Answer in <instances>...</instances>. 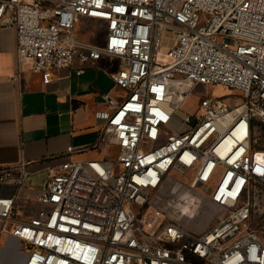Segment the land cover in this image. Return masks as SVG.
Masks as SVG:
<instances>
[{
	"label": "built area",
	"instance_id": "built-area-1",
	"mask_svg": "<svg viewBox=\"0 0 264 264\" xmlns=\"http://www.w3.org/2000/svg\"><path fill=\"white\" fill-rule=\"evenodd\" d=\"M85 17L93 42L76 33ZM0 27L45 83L111 56L125 91L100 93L106 155L51 168L36 215L0 192L24 264H264V0H0ZM194 92L198 110L170 130ZM26 175L25 161L1 167L0 186ZM179 178L192 194L174 195ZM205 203L220 213L206 230Z\"/></svg>",
	"mask_w": 264,
	"mask_h": 264
},
{
	"label": "crops",
	"instance_id": "crops-1",
	"mask_svg": "<svg viewBox=\"0 0 264 264\" xmlns=\"http://www.w3.org/2000/svg\"><path fill=\"white\" fill-rule=\"evenodd\" d=\"M120 63L118 58L104 56L78 73L82 65L76 62L57 70L45 83L30 62L19 60L15 30L0 27V168L27 162L22 183H5L0 192L15 197L18 218L29 219L44 206L39 197L46 178L64 158L106 155L107 146L98 143L104 120L97 112L107 108L101 92L119 93L109 71ZM69 146L74 148L71 153ZM17 245L21 246L19 239L3 232L0 220V264L25 263L26 253Z\"/></svg>",
	"mask_w": 264,
	"mask_h": 264
},
{
	"label": "rangeland",
	"instance_id": "rangeland-1",
	"mask_svg": "<svg viewBox=\"0 0 264 264\" xmlns=\"http://www.w3.org/2000/svg\"><path fill=\"white\" fill-rule=\"evenodd\" d=\"M96 29H97V27H96L95 22L92 20H89L88 18L85 17V18L81 19L80 22L77 24L76 33H80V35L82 36V39H84L86 41H92L93 42V39H91V33L92 32L95 33ZM169 37L170 36L167 33H164L163 44H162L161 49H160V56H159L160 60L163 59L162 56H163V54H165V52L167 51V49L169 47V44H170ZM118 90H119V93H116L117 96L125 94V91L120 90V89H118ZM207 92L209 94H213L216 96H223V95L232 93L231 90L224 88L221 85L209 86ZM201 97H202L201 95H198L194 92L190 96V98L187 99L182 104L181 108L179 110H177V112H176L177 119L169 124L170 130L178 128L177 123L182 121L185 113L193 114L194 112H196L198 110V108L200 106ZM115 157H116V150L113 152L112 158H115ZM171 189H173V190L175 189L174 195L176 197H178L180 195L189 196L191 193V191H188V189L186 188L185 179H183V178H179L178 184L176 185V188L174 186H172ZM183 209H184V212L188 211V206H184ZM219 214L220 213H217L210 204L205 203L204 213L202 214V216L198 220L199 224H197V228L202 227V229L206 230L210 225H212L214 223V220L216 219V217ZM17 246H18V248L16 246H15V248L18 249L19 251H22L21 246H19V245H17Z\"/></svg>",
	"mask_w": 264,
	"mask_h": 264
},
{
	"label": "bare ground",
	"instance_id": "bare-ground-1",
	"mask_svg": "<svg viewBox=\"0 0 264 264\" xmlns=\"http://www.w3.org/2000/svg\"><path fill=\"white\" fill-rule=\"evenodd\" d=\"M188 210H189V208H188Z\"/></svg>",
	"mask_w": 264,
	"mask_h": 264
}]
</instances>
